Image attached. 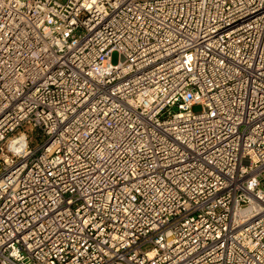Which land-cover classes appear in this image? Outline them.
<instances>
[{
    "label": "built area",
    "instance_id": "2783aa9c",
    "mask_svg": "<svg viewBox=\"0 0 264 264\" xmlns=\"http://www.w3.org/2000/svg\"><path fill=\"white\" fill-rule=\"evenodd\" d=\"M0 264H264V0H0Z\"/></svg>",
    "mask_w": 264,
    "mask_h": 264
},
{
    "label": "rangeland",
    "instance_id": "374dc122",
    "mask_svg": "<svg viewBox=\"0 0 264 264\" xmlns=\"http://www.w3.org/2000/svg\"><path fill=\"white\" fill-rule=\"evenodd\" d=\"M119 62V56L117 53H113L111 56V64L112 65H116ZM199 111H201V107L200 106H194L192 108V112L193 113H198ZM174 112H176V110L174 109Z\"/></svg>",
    "mask_w": 264,
    "mask_h": 264
},
{
    "label": "bare ground",
    "instance_id": "6f19581e",
    "mask_svg": "<svg viewBox=\"0 0 264 264\" xmlns=\"http://www.w3.org/2000/svg\"><path fill=\"white\" fill-rule=\"evenodd\" d=\"M101 14H103V15H107V13H106V12H104V13H101Z\"/></svg>",
    "mask_w": 264,
    "mask_h": 264
}]
</instances>
